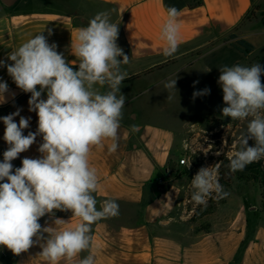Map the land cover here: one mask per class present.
<instances>
[{"label": "crops", "instance_id": "obj_1", "mask_svg": "<svg viewBox=\"0 0 264 264\" xmlns=\"http://www.w3.org/2000/svg\"><path fill=\"white\" fill-rule=\"evenodd\" d=\"M32 1L36 6L29 8ZM169 6L179 10V44L173 55L165 56L167 45L161 33ZM100 12H107L111 22L118 24L116 43L129 57V62L121 65L127 72L121 87L128 90L162 75L165 79L202 78L207 67L204 61L214 52L242 54L231 45V34L249 43L257 35L264 36V29L255 25L258 18L264 24V0H0V60L12 63L8 55L42 32L75 69L78 58L72 45L77 31ZM251 14L253 19L248 20ZM251 52L245 55L249 57ZM0 80L15 93L14 99L6 94L7 103H0V117L22 108V116L32 117L24 134L35 132L38 116L28 111L31 93L16 86L6 67H0ZM95 87L108 91L107 85ZM42 98L46 99V93ZM15 121L18 123L19 117ZM131 126L123 117L115 140H102L100 146L91 148L88 157L99 181L94 193L97 208L105 199L115 200L119 214L93 223L89 249L72 261L61 259L57 264H76L89 254L96 264H264L263 224L227 217L217 223L210 219L208 231H197L200 218L193 221L191 214L178 212L184 177L177 179L179 173L177 177L173 173L181 171L176 161L180 150L177 132L149 126L133 131ZM4 131L0 120V162L8 148ZM40 143L42 137L37 136L36 143L12 161L14 167L22 166L24 157L38 158ZM113 143L117 145L115 151L111 150ZM159 179L167 182V191L159 189ZM57 218L67 223L56 225ZM39 222L42 227L74 228L80 220L71 211L54 210ZM41 252L40 244L19 255L0 246V264H49Z\"/></svg>", "mask_w": 264, "mask_h": 264}, {"label": "clouds", "instance_id": "obj_2", "mask_svg": "<svg viewBox=\"0 0 264 264\" xmlns=\"http://www.w3.org/2000/svg\"><path fill=\"white\" fill-rule=\"evenodd\" d=\"M178 16L175 6L167 8L161 33L167 45L163 49L165 56L178 49ZM118 32V24L111 22L107 12L96 14L87 27L78 29L72 45L73 55L78 58L75 69L42 32L8 55L12 63L0 60V67L7 68L16 86L31 93L28 111L38 116L36 131H28L27 135L24 130L30 128L32 117L22 116V108L0 117L5 125L3 139L8 145L0 162V246L15 255L40 244V255L49 264L61 259L72 261L89 249L91 225L119 214L115 200L105 199L97 208L94 193L99 181L88 159L92 147L100 146L104 139L115 140L123 119L127 97L120 89L127 72L121 65L127 64L129 57L116 43ZM121 56L123 59H118ZM219 71L217 83L226 105L222 115L241 120L251 117L236 151L229 157L228 168L235 173L264 158V66L224 65ZM198 83L194 81L193 86ZM176 84L177 78L164 82L169 100L173 99L172 93L178 92ZM96 85H107L109 90L101 92ZM44 93L46 99L42 98ZM6 94L15 97L7 82L0 80V103H7ZM209 94L210 88L205 87L194 91L192 98ZM15 117H19L18 123ZM131 127L137 130L136 125ZM37 136L42 137L38 147L41 155L24 157L22 166L14 167L12 161L29 150ZM250 140L254 145H249ZM116 147L113 143L111 150ZM217 172L218 166L201 167L192 178L191 199L196 205L206 206L208 199L230 196ZM54 210L71 211L80 223L74 228L42 227L40 218L54 214ZM66 223L55 219L56 225ZM76 264H96V260L89 254Z\"/></svg>", "mask_w": 264, "mask_h": 264}, {"label": "rangeland", "instance_id": "obj_3", "mask_svg": "<svg viewBox=\"0 0 264 264\" xmlns=\"http://www.w3.org/2000/svg\"><path fill=\"white\" fill-rule=\"evenodd\" d=\"M28 6L32 8L36 6V3L32 1ZM252 19L253 15L251 14L248 20ZM255 25L259 29H264L261 18H258ZM228 38L236 42L237 34L233 33ZM250 42L253 44L254 50L249 54V57L233 46L242 54H236L233 51L214 52V55L208 56L204 61L207 67L203 69L202 78L193 80L177 76L176 87L178 92L172 93L173 99L171 100L168 99L169 94L164 88V82L169 80L164 78L165 75L158 79L147 80L146 83H142L143 86L139 84L134 90H128L123 86L120 89L121 93L127 97L123 108V117H126L131 125H136L137 128L149 126L177 132L180 140V150L176 153L178 164L183 154L185 142L191 143L195 152L193 163L196 171L190 172L179 165L181 171L173 173L176 177L179 173L177 179L184 177L181 207L178 210L181 215L189 213L193 218L195 208H198L199 216L214 209L212 214L200 218V226L209 224L210 219L217 223L222 222L227 217H244L249 220V223L258 221L264 225L262 189L258 183H245L234 179L229 187L224 186L225 191H228L230 196L221 200L208 199L206 206H198L191 199L194 191L191 181L198 170L201 167L219 166L222 157H231L236 151L237 141L247 130L251 117L241 120L222 115L221 109L226 105L223 102L222 89L217 81L220 75L219 68L224 65L251 66L260 63L264 66V36L257 35ZM212 48L210 47V49ZM211 61H214L213 64ZM209 69L210 71H208ZM194 81H199L195 87L193 86ZM261 81L264 83V76L261 77ZM205 87L210 88V94L193 100V92ZM212 118L224 119L227 120V123L217 128H211L208 124ZM254 143L252 140L249 141V145H254ZM217 152L220 154L217 155ZM262 159L264 160V158ZM224 201L225 204H223Z\"/></svg>", "mask_w": 264, "mask_h": 264}, {"label": "trees", "instance_id": "obj_4", "mask_svg": "<svg viewBox=\"0 0 264 264\" xmlns=\"http://www.w3.org/2000/svg\"><path fill=\"white\" fill-rule=\"evenodd\" d=\"M231 45L237 48L239 51H241L244 54H247L248 52H251L254 50V46L245 41V40H236V42H231ZM227 123V120L220 119V118H212L209 122V127L211 128H217L221 125H225ZM229 157H222L220 160V164L218 166V178L219 182L226 187H229L230 184L234 179H237L239 181L245 182V183H258L260 184V187L262 189V204L264 206V160L260 159L259 161L253 162L246 166V168L243 171H238L235 173H231L229 168ZM170 169L172 171V166H170ZM159 189L161 191H167L168 186H159ZM226 202L224 201L223 204ZM214 209L208 210L205 212L202 216H206L209 214H212ZM202 216H199V210L198 208H195L194 210V216L192 220H196L197 218H201ZM210 228V224L201 226V228H198L197 231H208Z\"/></svg>", "mask_w": 264, "mask_h": 264}, {"label": "built area", "instance_id": "obj_5", "mask_svg": "<svg viewBox=\"0 0 264 264\" xmlns=\"http://www.w3.org/2000/svg\"><path fill=\"white\" fill-rule=\"evenodd\" d=\"M194 153L195 152L191 146V143L189 141H186L184 148H183V154H182L181 158L179 159V165L188 169V171H190V172L196 171L195 165L193 163ZM158 185L164 186L165 185L164 179H159Z\"/></svg>", "mask_w": 264, "mask_h": 264}]
</instances>
